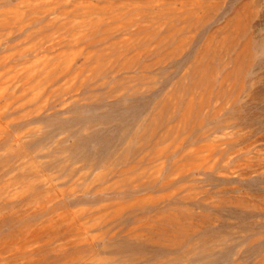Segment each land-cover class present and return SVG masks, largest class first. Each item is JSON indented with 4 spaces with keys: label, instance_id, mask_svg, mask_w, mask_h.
I'll return each mask as SVG.
<instances>
[{
    "label": "rangeland",
    "instance_id": "1",
    "mask_svg": "<svg viewBox=\"0 0 264 264\" xmlns=\"http://www.w3.org/2000/svg\"><path fill=\"white\" fill-rule=\"evenodd\" d=\"M0 264H264V0H0Z\"/></svg>",
    "mask_w": 264,
    "mask_h": 264
}]
</instances>
